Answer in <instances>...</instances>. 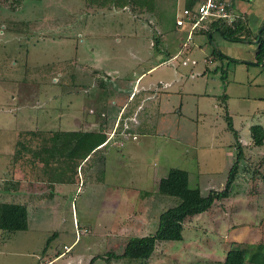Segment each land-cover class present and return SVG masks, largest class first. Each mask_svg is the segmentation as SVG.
Listing matches in <instances>:
<instances>
[{"label": "rangeland", "instance_id": "rangeland-1", "mask_svg": "<svg viewBox=\"0 0 264 264\" xmlns=\"http://www.w3.org/2000/svg\"><path fill=\"white\" fill-rule=\"evenodd\" d=\"M21 1H0V205H28L29 225L0 230V264H46L68 251L51 264L96 256L104 259L93 264H224L232 249L264 251V145L252 143L250 130L264 128L255 42L218 31L188 42L180 34L182 42L181 3L94 6L92 14L84 0ZM239 4L254 11L256 35L264 0H234L241 14ZM184 43L192 52L184 54ZM225 107L244 146L229 196L188 218L183 240L159 243L149 260L110 257L154 234L160 215L179 204L158 192L170 170L188 172L189 186L204 196L224 190L236 159ZM86 119L111 142L80 164L70 139L85 133L72 130Z\"/></svg>", "mask_w": 264, "mask_h": 264}, {"label": "trees", "instance_id": "trees-1", "mask_svg": "<svg viewBox=\"0 0 264 264\" xmlns=\"http://www.w3.org/2000/svg\"><path fill=\"white\" fill-rule=\"evenodd\" d=\"M3 1V0H0ZM20 1V0H19ZM28 1L22 0L21 2ZM117 7L125 8L127 5L138 4L147 6V0H112ZM195 0H187L185 7L191 8ZM153 6V5H151ZM149 10L153 8L146 7ZM246 15L240 14L232 25L224 23H213L210 25L209 31H201L209 34L213 30H218L225 38L230 41L239 42L243 40H256L257 51L255 61L257 65L264 66V29H260L259 33L253 38L252 31L249 29ZM177 15L175 18V22ZM177 26V25H176ZM178 27V26H177ZM222 56V55H220ZM224 118L227 122L228 130L234 135L233 146L236 150V159L233 162L226 186L222 191L212 190L207 196L202 195L199 188H191L189 186L188 172L180 169H172L165 178H162L158 184V192L161 195L175 197L179 199V204L175 207L163 212L159 218V225L156 232L150 236L143 238H135L130 240L123 253L120 256L112 253L110 257L115 259H127L129 261H146L149 260L159 243L182 241L185 221L188 218L209 211L213 205L220 200L229 196L231 187L235 182L240 168V162L244 157L243 144L239 140L238 131L235 130L233 119L228 114L225 107ZM252 143L255 146L261 147L264 145V128L260 125H255L250 128ZM77 133L71 135L70 145L76 150L81 151L83 159L82 164L95 150L103 149L108 140V136L101 133H82L77 137ZM28 209L24 205L3 203L0 205V230L3 232H19L28 229ZM97 259H104L96 256L92 258L89 264H93ZM107 261L110 258H105ZM224 264H264V251H254L249 254L248 249H232L228 251Z\"/></svg>", "mask_w": 264, "mask_h": 264}, {"label": "crops", "instance_id": "crops-1", "mask_svg": "<svg viewBox=\"0 0 264 264\" xmlns=\"http://www.w3.org/2000/svg\"><path fill=\"white\" fill-rule=\"evenodd\" d=\"M28 1H30V0H28ZM85 1V3H86V5H87V7H88V12L87 13H92L93 14V12H97L96 10H99L98 8H100V7H102V6H109V5H111V6H114V7H117L116 5H115V3L112 1V0H84ZM155 1V3H154V5L153 6H157L158 4L159 5H162V6H166L167 4H170V3H181V5L184 7L185 6V4H186V1L187 0H154ZM26 2L27 1H24V3L23 4H26ZM240 5V4H239ZM94 6H97L98 8H93ZM182 7V8H183ZM240 7V9H241V14H244V15H246L245 17H246V19H247V22H248V26H249V29L252 31V29H251V27H250V16H252L253 14H254V11L252 12L251 10H249V7H247L245 4H242V5H240L239 6ZM117 8H119V9H122V7H117ZM167 8V7H166ZM165 8V9H166ZM96 9V10H95ZM112 9V8H111ZM124 9H126V8H124ZM124 9H122V10H124ZM154 10H155V8H154ZM93 11V12H92ZM238 16L240 15V14H238V13H236ZM260 15H264V13L262 12V14H260ZM259 15V16H260ZM256 26H257V28H260L259 26H260V23L259 22H257V24H256ZM213 31H218V30H213ZM212 31V32H213ZM185 33V37H183V36H180V34H184ZM211 33V32H210ZM209 33V34H210ZM220 33V32H219ZM253 33V37L254 36H256L255 35V32H252ZM179 34V39L180 40H183L182 42H184V38L187 40V42H188V40H191V39H193V37H194V35H198V34H205L204 32H201V30L200 31H195V32H193L192 33V35H191V37H189L188 35H189V33H188V30H186V32H179L178 33ZM221 34V33H220ZM222 35V34H221ZM223 36V35H222ZM246 41H249L250 43L251 42H255V44H256V46H254V50H253V56H254V59H255V55H256V51H257V42H256V40H246ZM183 47L184 48H186V50H185V52L186 53H184V54H188L189 52H192V50H193V47H191V46H188L187 45V43H184L183 44ZM182 47V48H183ZM179 50V49H178ZM177 50V52H176V54H174L172 57L173 58H177L178 56H180V54H182V52H181V49H180V51H178ZM171 57V58H172ZM170 57L168 58V62H169V60L171 59ZM164 62H162V63H160L159 64V62H158V64H155L154 66H152L146 73H142L139 77H137V79H136V83H135V90H136V86L139 84V86H140V84L145 80V78H147L149 75H152L157 69H158V67L161 65V64H163ZM255 63H256V61H255ZM188 63L187 62H185L184 61V64L183 65H187ZM193 65H197V62L196 61H193ZM263 66V65H262ZM193 70V69H192ZM208 71V70H207ZM146 75V76H145ZM196 74H194V71H192V76H195ZM145 76V77H144ZM173 76L176 78V75H175V72H173ZM174 82H176L177 83V81L176 80H174ZM146 83H148V84H146L148 87L146 88V90H148V89H152L151 87H154V86H156L157 85V83H156V81H153V82H146ZM172 81H169V82H166V84L165 85H167V88H169L171 85H172ZM139 88L140 87H138V89H137V91L139 90ZM134 93H135V91H133V93L131 94V96H130V98H129V101L132 99V97H136V96H134ZM141 105V104H140ZM140 105H138V107H137V109H136V111L141 107ZM128 109V103H126L125 105H124V107L121 109L122 110V112L120 113V114H122V113H124V111H126ZM132 117H134L135 118V116H132ZM126 118H128V120H130V119H132L131 117L129 118V116H126ZM125 118V119H126ZM86 121V123L85 124H89V125H86V126H84V125H82V127L80 126L81 124H82V122L81 121H79V122H81V124L79 123V122H77V126H78V128H80V130L79 129H77V130H72L73 132H77V131H84V132H90V133H92L94 130L92 129V128H90L89 126L90 125H92L93 126V124H91L92 123V121H90L89 119H86L85 120ZM75 124H76V122H75ZM125 125H127V124H125ZM81 128H84L83 130H81ZM107 142H111L110 141V139H108L107 140ZM42 186V185H41ZM17 203H19V202H17ZM20 205H24V203H22L21 202V204ZM24 206H28V205H24ZM27 209H28V207H27ZM74 245V244H73ZM72 245V246H73ZM71 246V247H72ZM66 247H68V246H66ZM70 247V246H69ZM69 252V251H68ZM67 252V254H69ZM65 252L64 253H61V254H58L54 259H52V260H48L47 259V261H46V264H51L52 262H57L58 260H60V259H62V258H64V257H66V256H68ZM82 259L81 258H78V259H75L74 257H72V258H69V259H67V261H66V263L65 264H70L69 262H72V261H81ZM83 261V260H82Z\"/></svg>", "mask_w": 264, "mask_h": 264}, {"label": "built area", "instance_id": "built-area-1", "mask_svg": "<svg viewBox=\"0 0 264 264\" xmlns=\"http://www.w3.org/2000/svg\"><path fill=\"white\" fill-rule=\"evenodd\" d=\"M237 17L234 0H195L191 8H182L176 25L188 30L191 37L195 31H209L213 23L232 25Z\"/></svg>", "mask_w": 264, "mask_h": 264}, {"label": "water", "instance_id": "water-1", "mask_svg": "<svg viewBox=\"0 0 264 264\" xmlns=\"http://www.w3.org/2000/svg\"><path fill=\"white\" fill-rule=\"evenodd\" d=\"M262 29H264V26L261 28V30H262ZM261 30H260V31H261ZM256 42H257V41H256Z\"/></svg>", "mask_w": 264, "mask_h": 264}]
</instances>
